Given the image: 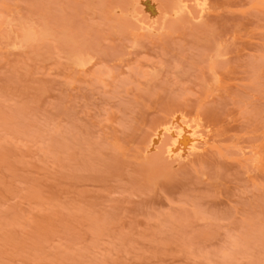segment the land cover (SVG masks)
Segmentation results:
<instances>
[{
	"label": "rangeland",
	"instance_id": "374dc122",
	"mask_svg": "<svg viewBox=\"0 0 264 264\" xmlns=\"http://www.w3.org/2000/svg\"><path fill=\"white\" fill-rule=\"evenodd\" d=\"M0 264H264V0H0Z\"/></svg>",
	"mask_w": 264,
	"mask_h": 264
}]
</instances>
